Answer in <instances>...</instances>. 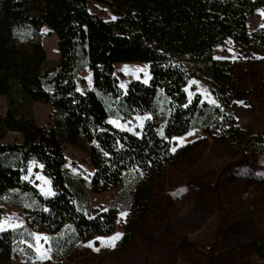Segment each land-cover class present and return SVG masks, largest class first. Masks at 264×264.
<instances>
[{
    "label": "trees",
    "instance_id": "obj_1",
    "mask_svg": "<svg viewBox=\"0 0 264 264\" xmlns=\"http://www.w3.org/2000/svg\"><path fill=\"white\" fill-rule=\"evenodd\" d=\"M88 1L0 0V95L8 100L6 113H0V198L14 192L8 203L24 208V226L30 230L54 235L71 225L72 244L111 234L117 222L112 203L94 215L77 204L69 185L73 177L64 168L68 160L63 144L68 143L89 156V192L109 191L132 176L135 187L119 240L130 243L152 214L156 183L191 147L172 152V138L199 127L197 120L206 110L213 118L200 127L208 136L231 148L244 143L264 155V133L242 137L231 109L234 98L253 89H238L231 62L213 57L214 47L226 38L238 50L264 52V25L251 29L247 24L264 0H109L113 21L92 13ZM43 26L57 37L59 58L50 70L43 69L42 44L29 36ZM82 60L101 96L77 90ZM199 62L210 65L205 82L218 105L202 101L199 93L187 97L191 66ZM123 63L147 64L148 81L132 80L123 91L115 72V65ZM16 94L48 104L53 126L39 125L30 111L19 110ZM104 96L118 100L114 109L122 118L149 117L135 132L118 128L107 121ZM8 132L19 133L22 140L4 142ZM30 161L41 165L51 195H43L23 177ZM4 213L0 204V216ZM15 230L0 231V258L10 257ZM256 254L264 256V244Z\"/></svg>",
    "mask_w": 264,
    "mask_h": 264
},
{
    "label": "rangeland",
    "instance_id": "obj_2",
    "mask_svg": "<svg viewBox=\"0 0 264 264\" xmlns=\"http://www.w3.org/2000/svg\"><path fill=\"white\" fill-rule=\"evenodd\" d=\"M107 1L89 0L88 8L98 17L113 21L115 15ZM247 24L251 29L264 25V6L255 11ZM29 36L42 44L46 53L43 69L50 70L59 58L56 35L43 26L38 32L31 31ZM213 57L231 62L238 89H253L248 96L234 98L231 102L236 125L242 129L240 135L264 133V52L238 50L231 39L226 38L214 47ZM191 69L194 74L185 87L188 99L199 93L202 101L218 105L205 82L210 78L209 63H194ZM115 72L123 91L132 80L147 82L149 79L145 63L116 64ZM76 82L77 90L82 93L96 91L84 60ZM44 83L48 86V78H44ZM14 99L16 107L24 113L30 111L37 124L53 126V109L48 104L18 94ZM103 99L109 113L107 121L118 128L135 132L149 117L144 114L122 118L114 109L118 100L110 96ZM7 109V97L0 95V113L4 115ZM212 118V111L206 110L197 120L199 127L172 138V152L185 145L191 147L184 150V156L169 166L165 176L156 183L158 198L145 228L132 242L120 243L119 239L115 247L105 246L104 242L124 232L134 180L128 175L116 188L100 194L89 192L93 167L88 154L64 143L68 160L64 168L73 177L69 185L78 206L94 215L112 203L117 210L114 231L72 244V231L68 226L54 235L30 230L24 226V208L8 203L14 196L13 191H8L0 198L5 209L0 216V231L17 230L11 255L8 260L0 258V264H264V256L256 254L264 244V155L245 147L244 143L231 148L222 140L208 136L200 126ZM157 131L161 133L160 128ZM21 140L16 132H8L3 139L7 143ZM23 177L43 195L52 194L39 162H28ZM25 202L33 207V202L26 199Z\"/></svg>",
    "mask_w": 264,
    "mask_h": 264
},
{
    "label": "snow or ice",
    "instance_id": "obj_3",
    "mask_svg": "<svg viewBox=\"0 0 264 264\" xmlns=\"http://www.w3.org/2000/svg\"><path fill=\"white\" fill-rule=\"evenodd\" d=\"M173 151H175V149H173ZM122 215H126V214H122ZM120 238H121V234H116L114 237L110 238L108 241H105L104 244L105 246H108V247H115L116 241H118ZM96 250L98 251L99 249H96Z\"/></svg>",
    "mask_w": 264,
    "mask_h": 264
},
{
    "label": "crops",
    "instance_id": "obj_4",
    "mask_svg": "<svg viewBox=\"0 0 264 264\" xmlns=\"http://www.w3.org/2000/svg\"><path fill=\"white\" fill-rule=\"evenodd\" d=\"M65 226H68V227H70V228H71V231H73V229H72L71 225H69V224H66ZM65 226H64L63 228H65ZM5 230H7V229H5ZM1 231H2V230H1Z\"/></svg>",
    "mask_w": 264,
    "mask_h": 264
}]
</instances>
